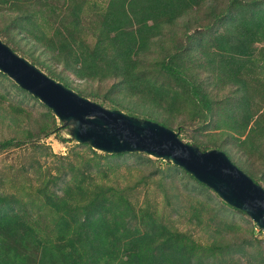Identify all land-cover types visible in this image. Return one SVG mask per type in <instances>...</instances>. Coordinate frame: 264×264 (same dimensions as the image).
<instances>
[{
	"label": "rangeland",
	"instance_id": "rangeland-1",
	"mask_svg": "<svg viewBox=\"0 0 264 264\" xmlns=\"http://www.w3.org/2000/svg\"><path fill=\"white\" fill-rule=\"evenodd\" d=\"M14 1L0 0V27L6 28L8 34L12 32V36L8 35L12 40L10 45L17 47L15 42H20L17 44L21 55L32 48L33 55L47 59L52 69L63 77L60 81L80 95L140 119L164 122L188 143L196 146L197 142L216 143L228 147L232 146L227 145L231 141L234 146L228 148L227 154L241 163L245 153L235 143L236 139L231 140L234 134L226 124L239 123V113L235 110L246 89L253 84L259 87L264 80V25L250 43L252 53L239 55L236 61L230 57L233 52L218 50L214 41L219 34L227 33V28L235 27L236 31L241 27V17L248 14H241L239 5L258 12L264 9V0H238L239 5L234 8L232 4L236 0H217L214 5L207 0L201 7L163 21L169 28L148 36L147 43L131 57L138 62L137 69L128 73L117 72L114 65L109 64L112 61L104 60L98 63L100 69L85 68L88 73L81 70V61L67 67L65 57L58 58L59 42L52 47L39 43L28 32L18 31L14 18L22 15L26 7L24 1L19 6H15ZM110 1L39 0L35 5L42 7H33L31 12L48 38L60 31L66 52L72 50L67 60L73 61L75 56L90 60L96 55L94 49L100 43V27ZM76 4L80 6L77 24L70 13ZM231 6L233 9L228 11ZM236 33L233 37L238 31ZM100 44L108 52L113 49L108 39ZM178 48L191 73L200 76L211 101L212 113L204 122L196 116L202 114V103L190 92L188 97L189 90L181 92L183 88L161 71L160 61L176 53ZM139 76L145 83L150 80L161 86L164 97L156 99L148 89L143 93L133 91L131 88L140 81ZM242 80L249 82L247 88ZM175 91L178 95L173 98ZM54 124L58 125V133L47 135ZM75 126L76 120H61L38 97L0 71V196L7 200L4 207L12 208L10 214H18L25 221L11 237L0 232V255L6 254L9 246L16 243L21 253L28 254H21L26 256L27 261L23 263L26 264L39 259L42 248L39 240L56 239L62 213L52 210L46 193L63 196L64 189L70 185L91 189L107 185L108 193L117 198L126 190L127 200L134 209H126L120 222L126 224L134 236H137L135 230L144 232L153 225L164 224L200 242L224 238L225 246L232 244L239 250L236 259L242 264H264V230L245 211L229 205L213 188L203 187L190 172L168 159L139 151L115 155L95 149L89 143H80L73 135ZM7 140L13 142L4 147L2 144ZM252 160L261 172L264 162L258 156H252ZM219 251H224V246Z\"/></svg>",
	"mask_w": 264,
	"mask_h": 264
},
{
	"label": "trees",
	"instance_id": "trees-1",
	"mask_svg": "<svg viewBox=\"0 0 264 264\" xmlns=\"http://www.w3.org/2000/svg\"><path fill=\"white\" fill-rule=\"evenodd\" d=\"M4 1L10 3L11 0ZM22 1H24L26 10L22 8L24 10L22 15H16V18H14L18 24V31L30 33L35 40L42 44L46 43L52 46L59 42L57 45L58 58L65 57L64 61L67 67L81 61L83 64L81 70L88 73L85 68L88 66L91 69L93 67L99 68V61L104 60L107 62L112 61L109 64L114 65L113 69L117 72L128 73L131 69H135V65L138 63L132 60L131 57L147 43L148 36H155L161 33L162 29L169 28V26L163 25V21H171L177 15L187 12L189 9L201 7L203 2L207 0H111L105 19L101 23L99 42L104 44L105 39H108L112 43L113 49L108 52L99 43L94 49L96 55L90 60L75 56L72 58L73 61L66 58L72 53V50L66 52V45L60 40L62 37L60 31L57 32L55 37L48 38L44 28H40V25L33 18L32 8L39 9L42 7V5H35L39 0H33L32 3L29 2L30 0H15L14 5L19 6ZM70 1L73 2V0ZM209 1L214 5L217 0ZM238 2V0L234 1L233 8L239 5ZM251 2H254V0ZM232 6L228 7L227 10L231 11ZM238 7L241 8V14H248L241 17L242 25L236 30L238 35L233 37L237 34L235 27L232 29L227 28V33L219 34L214 41V45L219 48L218 50L227 49L233 52L230 56L232 61H236L237 57H240L239 55L252 53L250 43L256 37L257 30L264 25V9L255 12L245 8L244 5ZM79 11L80 6L76 4L70 12L73 14L76 24L79 21ZM8 35L12 36V32L8 34L6 28L0 27V39L10 45L12 40ZM13 36H15L14 33ZM17 43L20 44V42L18 40L15 42L17 47L10 46L20 54L19 49L21 48ZM28 51L29 53L25 51L26 53L22 56L43 71L48 70L49 73L47 74L56 80H63V77L53 70L54 68L48 63L47 59L39 54L33 55L32 48ZM98 56H101V58L98 59ZM166 57L160 61L161 71L169 75L177 85L183 88L181 92L189 90L187 92L188 97L190 92L194 98L202 103V114L196 116L204 122L206 117L212 113V104L208 99V93L205 90L204 83L199 78L200 76L191 73L180 48L176 53L170 54L167 57L168 59ZM88 62L89 64H87ZM242 82L243 86L247 88L249 82L246 80H242ZM64 84L71 88L67 83ZM140 84H143V87L139 86ZM255 85L253 84L252 88L250 86L248 89L245 88L242 102H240L238 110H235L239 113L237 118L239 123L226 125L227 129L233 131L234 136L231 140L236 139L235 143H238L240 149L245 153V157H241L240 164L235 160L233 161L264 187V169L258 172L260 168L257 169L252 160V156H258L260 161L264 162V80L259 87ZM131 89L133 91L137 89L138 92L142 91V93L144 89H148L149 92H152V95H155L156 99L163 95L161 86L154 85L153 81L150 80H147L146 83L140 80ZM174 93L173 98L178 95V92L175 91ZM171 105L173 106V104ZM126 108L130 109L129 107ZM196 112H199V110ZM129 115L141 118L132 113ZM148 120L154 121L153 119ZM161 124L166 125L164 122ZM52 133H58L57 124H54L48 130L47 135ZM194 139L197 140V138ZM12 142L13 140H7L2 145L8 147ZM84 143L88 144V142ZM227 143V145L232 144V146H221L216 145V143L212 145L204 142H197V146L203 151L217 148L229 154L228 148L233 147L234 144L231 141ZM124 153L113 152L112 154ZM192 177L194 178L193 175ZM195 181L200 183L198 179ZM201 185L206 186L202 182ZM64 190L63 196L55 192L46 193L47 202L52 210L58 214L62 213L61 224L57 229L59 234L52 241L39 240L42 242L39 259L26 264H112L115 261V264H242L236 259V252L239 250L236 246L233 248L232 244L225 246L224 238H213L206 242H200L196 241L192 235L189 236L178 229H171L164 224L153 225L144 232L135 230L137 236H134L129 232L128 226L120 222V217L124 215L126 209L129 207L131 211L134 209L131 201L127 200L126 190H123L118 198L115 194L108 193L110 188L107 185H96L94 189L70 185ZM4 201H7L5 196H0V232L7 233L11 237L21 229L22 222L25 223V221L18 214H10L12 208L7 209L4 207ZM149 215L152 216L151 212H149ZM223 246L224 251H219ZM9 247L6 254L0 255V264H23L27 261L26 256L28 254L21 253L18 250L20 245L16 246L15 243ZM204 253H207V256H204Z\"/></svg>",
	"mask_w": 264,
	"mask_h": 264
},
{
	"label": "water",
	"instance_id": "water-1",
	"mask_svg": "<svg viewBox=\"0 0 264 264\" xmlns=\"http://www.w3.org/2000/svg\"><path fill=\"white\" fill-rule=\"evenodd\" d=\"M0 71L38 97L61 120H76L80 143L109 153L145 152L183 167L213 188L227 203L245 211L264 230V187L240 168L227 152L206 151L184 141L159 122L109 109L48 75L0 39Z\"/></svg>",
	"mask_w": 264,
	"mask_h": 264
}]
</instances>
